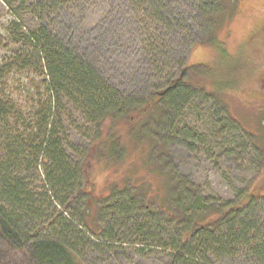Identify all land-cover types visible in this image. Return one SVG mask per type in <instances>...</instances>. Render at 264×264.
Here are the masks:
<instances>
[{"label": "rangeland", "instance_id": "obj_1", "mask_svg": "<svg viewBox=\"0 0 264 264\" xmlns=\"http://www.w3.org/2000/svg\"><path fill=\"white\" fill-rule=\"evenodd\" d=\"M57 1L63 9L54 11L48 6V13L40 20V10L35 5L38 0L25 3L12 0V6L0 0V65L9 62L10 51L28 48L26 44L13 41L8 31L10 20L18 19L28 28L42 21L57 37L68 39L69 45L93 62L105 81L121 96L137 98L140 93L161 86L177 75L188 58L192 63L206 65L199 69L211 72L213 80L223 77L221 86L213 82L220 95H207L198 90L178 113L175 112L174 119L160 121V124L153 120L148 125L144 132L149 133L148 145L153 146L151 157L148 156L149 166L144 165L146 156L142 146H135V141L127 138L126 143L130 142L125 161L114 163L107 170L108 175L105 169L98 171L93 176L94 195L73 201L69 209L61 213L59 223H53V229L43 232L45 237L59 238L62 234L57 225L63 223L66 240L81 257L79 264H184L175 262L168 248L150 246L144 252L140 250V246L146 245L144 237L149 239L154 235L155 238H150L152 242H170L180 229L177 223L174 227L168 209L163 208L177 204V193L172 189L168 191L167 185L176 184L174 179L186 180L196 188L192 204L200 196L211 204L223 203L235 200L244 188L256 184L264 176V46H259V33L254 31L264 25V0H244L239 11L219 25L218 41L214 46L206 43L209 29L200 21L199 16L205 17L201 8L196 12L198 2L195 0H165L168 8L163 7L162 12L155 2L134 9L131 0ZM167 11L170 16L166 22L161 14L165 18ZM249 39L254 41L249 44ZM191 45L193 49L189 53ZM34 68L16 66L15 72L6 75L14 80L3 82L6 94L18 100L15 110H22L28 120L37 113L31 107L36 105L38 95H42V101L48 99L43 77ZM196 77L201 82L210 80L208 75ZM26 83L32 87L25 93L23 85ZM207 85L211 88L210 83ZM75 98L62 97L61 104H55L53 121L56 124L61 121L59 135L64 140L67 160L77 167L82 164L84 153L98 131L84 109L74 104L79 99ZM106 123L103 131L108 130L110 123ZM27 159L25 170L19 176L23 179L20 185L25 192L22 197L27 201L26 206L13 202L10 206L1 196L0 205L11 216L23 219L20 223L23 228L32 229L39 222L47 224L63 206L54 196L60 191L52 189L55 185L47 180V171L53 172L54 168L50 169L42 159L36 165L31 157ZM96 167L94 163L92 172ZM112 179L118 186L125 181L137 186L149 198H143L140 208H149V211L157 208L154 217L149 216L152 214L149 211H145V215L140 213L138 220L142 232L133 223L135 212L130 213L131 219H126L120 211L107 207V201L114 200V196L107 198L113 187L108 182ZM166 192H169L168 198ZM59 197L66 199L68 191L64 190ZM157 197L163 206L156 202ZM84 208H91L92 224L112 233L114 241L103 245L85 228L78 227L75 215H82ZM99 209H102L101 214ZM256 213L264 221V200ZM208 257L209 264H264L249 255L245 248L233 255L209 253ZM194 261L205 264L200 259Z\"/></svg>", "mask_w": 264, "mask_h": 264}, {"label": "trees", "instance_id": "obj_2", "mask_svg": "<svg viewBox=\"0 0 264 264\" xmlns=\"http://www.w3.org/2000/svg\"><path fill=\"white\" fill-rule=\"evenodd\" d=\"M2 1L12 6V0ZM26 1L22 0L23 3ZM195 1L198 2L196 12L201 8L205 17L199 16L200 21L209 29L206 43L214 46L218 41L219 25L226 17H232L238 12L244 0ZM151 2L157 4L159 12H162L163 7L168 8L165 0H131V5L135 7L134 9H139ZM35 5L40 10H38L40 20H43L48 13L46 10L48 6L54 11L63 9L62 4L57 0H38ZM169 12L167 11L165 18L164 14H161L166 22L169 21ZM20 22L21 20L18 19L10 20L8 31L13 41L26 44L28 48L10 51L9 62L0 65V196L9 205L13 202L25 207L27 201L22 197L25 192L20 185L23 179H19V176L22 175V170H25L27 158L31 157L34 165L42 159L43 163L50 165V169L54 168L53 172L47 169V180L50 185L52 183L55 185V187L52 185V189L60 191L54 193V196L63 208L58 214H54L47 224L39 222L29 229L20 225L23 219L19 216H11L9 211L0 205V264H79L81 257L70 241L66 240L68 237L64 234L62 222L57 225L60 235L64 234L61 235L62 239L45 237L43 232L53 229V223L57 221L59 223L61 213L69 209L67 207L73 201L82 196L94 195H92L93 176L103 169L108 175L110 172L108 173L107 170L114 166V163L124 162L130 141H135V146H142L141 150L145 151L146 156L144 165L149 166L148 156L151 157L153 146L148 145L149 133L144 132L148 125L153 120H157L160 124V121L172 119L175 112L178 113V109L186 105L198 90H202L207 95L216 96L217 93L220 95L213 82L221 86L223 77L213 80L209 75L211 72L208 74L199 69L206 65L200 62L192 63L188 58L182 63L177 75L167 79V82L161 86L148 89L140 93L137 98L121 96L113 85L105 81L93 62L86 60L69 45L71 43L68 39L57 37L42 21L29 28ZM254 31L259 33L261 40L259 46H264V25ZM253 41L249 39L247 42L250 44ZM192 45L195 46L194 42ZM192 45L189 53L192 52ZM16 66L36 67L34 68L36 73H41L47 88V101H42V95L41 97L38 95L36 105L39 107L36 105L31 107L37 113L33 114L30 120L25 118L22 110H15L18 107V100L10 98L4 90L3 82L14 80L8 76L15 72ZM197 75L202 77L208 75L210 80L201 82ZM208 83L211 84V88L207 87ZM23 87L26 93L28 92L26 89H31L32 86L26 83ZM62 97L79 98L74 104L84 109L98 131L92 139L91 146L84 153L82 164L77 167L67 160L64 140L59 135L61 121L59 120L57 124L53 121L55 104L58 102L61 104ZM106 122L110 124L108 130L103 131ZM127 138L130 140L128 144ZM27 154L29 157H26ZM94 163L97 167L92 172ZM13 173H16L15 176ZM12 180L14 182H11ZM114 181L116 180L112 179L108 182L113 187L107 198L114 196L112 198L114 200H108L107 207L120 211L122 215L127 216L126 219H131L130 213L135 212L133 223L139 226L142 232L138 218L140 213L145 215L144 212L149 211V208H140L146 196L137 186L129 185L127 181L120 186ZM174 181L177 183L175 184ZM185 181L174 179L172 187L166 183L168 191L172 189L177 193L175 198L177 204L172 208L161 205L160 197L156 199L160 206L168 209L166 211L171 219L170 222L174 221L172 223L174 227L177 223L180 229L176 230L170 242L161 243L156 240L152 242L150 238H155L154 235H150L149 239L144 237L143 241L146 245L140 246V250L144 252L150 246L168 248L175 262L195 264L194 260L200 259V262L202 260L205 264H209V253L233 255L245 248L249 255L264 262V221L260 220L261 215L256 213L257 207L264 200V176L256 184L244 188L235 200L212 204L201 196L192 204L195 199L192 193H196V188ZM181 184L184 186L182 187ZM64 190L68 191L66 199L59 197ZM168 193L165 194L167 198ZM203 201L206 203L204 204ZM148 206L145 201V207ZM84 209L82 215H75L78 227L85 228L88 234L100 239L103 245L114 241L112 233H107L102 227L96 228L92 224L91 208ZM101 210H98L99 214L102 213ZM149 212H152L149 214L150 217L158 213L157 208ZM151 221L152 219L147 224ZM72 225L77 228L73 223ZM79 232L85 235V232L81 230ZM118 241L122 242L120 239ZM191 256L194 257L193 260Z\"/></svg>", "mask_w": 264, "mask_h": 264}, {"label": "bare ground", "instance_id": "obj_3", "mask_svg": "<svg viewBox=\"0 0 264 264\" xmlns=\"http://www.w3.org/2000/svg\"><path fill=\"white\" fill-rule=\"evenodd\" d=\"M9 103V102H8Z\"/></svg>", "mask_w": 264, "mask_h": 264}]
</instances>
